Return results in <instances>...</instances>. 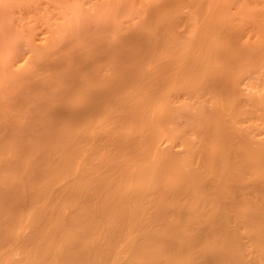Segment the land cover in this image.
I'll return each instance as SVG.
<instances>
[{"label":"bare ground","instance_id":"1","mask_svg":"<svg viewBox=\"0 0 264 264\" xmlns=\"http://www.w3.org/2000/svg\"><path fill=\"white\" fill-rule=\"evenodd\" d=\"M89 1L92 2L93 10L96 9L94 11H98L97 8H95V7H101L102 8L103 6H106V5L113 7L112 6L113 3L115 5V0H89ZM166 1H168V0H166ZM191 1H193V0H191ZM205 1L197 0V1H195V3H193L194 5L192 4L193 5V11L195 14L194 15V22H192L194 24L192 26L195 27L193 29H195V31L197 32V37H196V39H195V37L194 38L192 37L195 40L191 44H188V42H187L188 47H190L193 44H197L199 51L201 52L200 57L198 59H196V61H193V62L188 64L190 69L192 70V72L195 75V82H194V78H193L192 83H194V85H196V86L197 85L200 86L201 89L204 88V86L206 84H209V87H211L210 89L212 90L210 93H212V97H213L212 99H214L213 105L215 106L214 107L215 109L214 108L211 109V110H214L215 116H214V118H212V120L209 124L207 123L209 125L208 129L206 128L208 125L203 124L204 121H206L204 119L208 118V117L207 118L205 117L206 114L203 111L202 112L205 114V116L203 115V113L202 114L197 113L198 115H201V116L203 115V118L201 120L202 123H200V121H199V123H197L198 121L195 122L198 125H200V127H202V128H199V130L197 129L199 131L198 134L200 133L199 136H201V142H200L198 148L187 149L184 156L183 155L181 156V154H180V156L182 158L176 157L177 155L174 157V154L172 153L173 151L170 150V148H172V147L169 148V146L171 145L170 143L172 142V139L174 140V138H177V137H173L171 139V136H173V135L170 136L169 134H166V133L161 132L158 129L154 128L157 130V131L155 130V133L153 134L155 136V138H156V136H158V139L162 138L164 142L170 141V143L168 145H166L167 148L165 147L164 151L159 150V151H161V153L162 152L164 153V155H162V157H161V155L157 154V152H158L157 148L158 147H155L158 144V143H156V141H159V140H155L154 136H153V139H154L153 142L151 140L150 141L152 142V144L154 143V146L151 148H154V150L156 149L155 151L153 150V152H155V154L153 155L151 160L149 162H147V164L144 163L146 165L141 164L142 165L141 166L138 164V166L136 168H134V166H136L137 164L134 165L132 160H131V162L133 163L132 164L133 167L131 166V164H129L130 162L127 163L131 167L128 166L129 169H127L125 171H124L125 168L123 169L124 172H128V173H125L124 174L125 177L121 178V180H120V181L124 182V183L121 182L120 183L121 185L119 184L122 189H119L116 186V184H118L117 178L110 176V175L115 176V174L114 175L108 174L107 176L105 175L106 176L105 178H104V175H102V177L104 179H101V180L97 179V181H99V180L101 181V184L104 183V184H102L103 186L99 185L100 183L97 182L96 185H95V183L94 184L92 183L93 185L91 184V187L93 186L92 188H86V187H88V184H89V182H86V180L88 178L84 179L85 181L83 180L85 183L84 182L82 183V179H83L82 176H85L84 173L86 172V171L85 172H83V171L85 170V165L87 166V164L86 163L84 164V162H85V159L88 156L90 157V155H91L90 154L87 156V153L88 152L90 153V150L92 151V149H93L92 145L95 142L94 136H96V135L93 136V134H92V137H90V139L88 138L90 146H89V144H87L88 148L84 149V145L81 143H83V141L86 139V137L83 140L84 137L80 136L79 135L80 133H77L75 131L77 129L73 128L74 126L72 127L74 129L73 130L70 127L60 128L59 125L58 126L52 125L51 127H53V128L55 127V130H56L55 131L53 129L55 132L52 131V136H51V134H49L50 131H48L46 134H43V136H41L39 138V142L37 144H36V142H33L32 143L33 145H32L31 142L36 141V140L34 139L31 142L29 139L25 140L24 139V137H26L25 130L28 132V130L32 131L36 128L37 132L40 131L42 133V131L45 130L44 128H46L48 130V127L51 128L50 127L51 124H53V123L56 124L58 122H56V121L53 122L52 121L53 119L51 117H49V118L46 117V118H48V120H50V118H51L52 123L50 124V121L48 122V120L46 119L47 122H45L46 123L45 126L43 124L44 122L42 123L44 127L42 126V124L40 125L43 127V128L41 127V129L39 127V124H40V121H43L42 119H40L38 122H35V123L31 120V122H29V123L32 124V122H33V124H32L33 127L30 126V128H28V129H26V126L22 127V125H21L22 128H18L15 131L17 133L16 135H18L19 139H17V138H16V140L14 139L16 137V135H15V137H12L14 139V142L16 145L14 144V142H12L13 141L12 138H11L12 141L8 139L9 140L8 141L9 143H7L8 146H7V144L5 146L4 143L3 144L5 147L0 145L2 148L5 149V151H3L4 149L0 148V264H264V150H263V147L259 146L260 144H258V146H256V147H252V146L248 145L249 142L245 143L247 140L245 141L246 137L244 138L243 134L246 135V133L242 134L241 131L244 132V130L240 131L239 128H237L235 125L236 118L239 117L240 115L244 114V112L239 114V112H241L240 109L243 108V106H241V105H243L244 101H242V102L237 101L236 102V98L238 100L240 98V94H239V97H237L238 96L237 94L239 93L240 89H238V87H235V85H237V84H234L236 81L234 79H231L234 81V83L232 82L233 84H228L227 83L228 79L226 78L227 79L226 80L224 77L225 76L227 77L228 74H230V73L226 74L225 70H224L225 73L222 72L223 75L225 74L224 77H223V75L221 77L216 76V71H218L220 68L224 69L225 67L229 66V65H226L228 63L231 64L230 70H232V67H233V69H235L234 68L235 66H232L235 63L233 62V60L231 61V59H232L231 56H234L237 52L235 50L236 48H233L235 50L234 52L232 51L233 49H231V48L235 45L237 39H239L241 34L244 33L245 35L244 34L243 35L247 37L248 36V35H246L247 33L248 34L254 33L253 35H255V37L258 39V41L264 42V0H262L261 2L258 0V2H257V5L261 3V5L263 6V9H261L262 8L261 6H258L256 8V6H255L256 3L254 4V7L259 12L256 11L257 12L256 13L255 9H254V11L251 10L250 14L252 15V17L248 14L250 11L247 9L251 8L250 6H253V5H251L253 3L250 4V3L243 0V2L246 5H247V3L250 5V6L247 5V9H246L249 12H247V11L245 12V10H243V11L239 10V11L242 13L244 12L243 14L245 16L243 15V18L244 17L248 18L247 16H250V19L248 18L249 20L246 19L247 21H245V18L244 19L242 18L243 20H241V17H240L239 20H241V22L245 21V22H243L245 24L248 21L249 22L252 21L251 24L248 22L251 27L246 26L247 28L243 26L244 25L243 23H242L243 25H241L242 27H240L241 22L239 23V21L235 22L236 20L235 21L233 20L234 23L239 24V26H237L236 24L235 25L230 24L232 22H229V19H228L229 15L230 14L232 15V12L235 11L232 9L235 5L234 0H207L206 3H205ZM255 1H257V0H255ZM48 2H51L53 4L52 5L50 4V6L47 9H49L51 6H54L52 8L54 10L58 9L57 11H59V14H60V15H58V20L59 19L63 20L62 18H65L68 15L67 13L70 11L69 9H71L72 7L78 8L80 6V4L82 3V0H51ZM83 2H84V0H83ZM170 2H172L173 4L175 3L172 0H170ZM179 2H181V1H179ZM252 2H254V0H252ZM87 3H89V2H87ZM172 3H170L171 7L173 6V5H171ZM239 3L241 4L242 2H239ZM165 4H166V6H168L167 2H165ZM188 4H190V3H188ZM213 4H214V7H213ZM245 4H242V5H245ZM184 5L185 4H183L182 6H184ZM171 7L168 8V10L172 9ZM238 7H239V9L242 10L241 6H238ZM245 7L246 6H244V8ZM166 8L167 7H165L164 9H166ZM180 8H182V7H180ZM260 9L263 11H261ZM46 10L44 9V11H42V15L44 14V15L48 16L49 11L50 12L52 11V10H48V11H46ZM159 10H161V9H159ZM168 10H165V11H168ZM165 11H163V12L166 13ZM239 11H238V14L236 11H235L236 13L234 12L235 15L237 16V19L239 18L238 16H240ZM76 12L77 11L75 10V13ZM252 12H254V13H252ZM70 13H71V11H70ZM72 13H74V12H72ZM79 13H81V11ZM155 13L156 12L148 13L149 14L148 18L150 21L149 23L151 24L150 25L147 22V24H148L147 26H150L149 29H152V25L156 29L159 26H161V24H164V23L159 24L161 20L154 17ZM161 13H159L160 16H161ZM91 14H95V13L91 12ZM39 15L41 16V14H39ZM54 15H55V12H54ZM75 15H77V14H75ZM110 15H112V13ZM235 15H233V16L235 17ZM233 16L230 17V20L232 18L235 19ZM41 17H43V16H41ZM78 17H80V16L77 15L76 18L73 17L71 19L75 18L74 20H76ZM55 19H57V18H55ZM156 19H157V21H156ZM65 20H69V18L65 19ZM65 22L68 23V21H65ZM169 23H170V21H169ZM58 24H60V23H58ZM156 24H159V26H157ZM154 25H156V26H154ZM68 26H67V28H68ZM30 27H31V25H30ZM62 28H64V27H62ZM58 29H60V28H58ZM58 29H56V30H58ZM65 29H62V31ZM149 29H146V30H149ZM170 29H174V28L170 27ZM146 30H144L145 34L148 33L149 31H152V30H149V31H146ZM246 30H247L246 33L243 32ZM43 32H41L42 35L39 34L40 36H38V40H39L38 43L43 44L44 45L43 47L45 48L46 47L45 44L47 42H49V38H51L52 31L47 28V29H45V32L44 33ZM58 33H59V30H58ZM52 36H55V35H52ZM251 37H252V34H251ZM140 38H141V34H140ZM179 38H181V37H179ZM135 39H136V37L134 38V43H139L138 40L136 41ZM243 39H245V38L242 37V40ZM35 40H37V39H35ZM30 41H32V40H30ZM246 41H247V38H246ZM183 42H185V41H183ZM183 42H181V43H183ZM263 42H261V43L263 44ZM240 43H241V38H240ZM242 43L245 44V42H242ZM145 44L148 45L149 43L147 44L146 40H145ZM252 45L255 46L256 42H255V45L254 44H252ZM47 46H48V44H47ZM130 47H131V45H130ZM142 47H143V45H142ZM151 47H153V46H151ZM121 48H123V47H121ZM239 48H241V46ZM260 48L261 47H259L258 50H262V52L258 53V55L256 56V59H255V57L253 58V59H255V60H253V62L255 63V65L262 67V66H264V51H263L264 48L263 47L261 49ZM176 49H177V47H176ZM243 49L241 48V50H243ZM130 52H131V54L129 56H127V54H129V52L125 53L126 56L124 54V57H126V59H127V57L129 58L128 61L131 60L130 62L126 63V65L128 66L129 63H131V62H132V64L135 63V66L137 69L138 63H140V62H138V59L141 60L142 56H139V57L133 56L132 53H134V50H132V49ZM150 52L152 53L153 51L150 50ZM230 53H232V54H230ZM255 53H257V48H256V52L254 49L253 53L251 52L249 57L250 56L252 57L253 54H255ZM138 54H136V55H138ZM247 54H249V53H247ZM139 55H141V54H139ZM226 55H227V59L225 57ZM238 55H240V54H238ZM144 56L145 55H143V58H144ZM107 57H109V56H107ZM151 57H153V56H151ZM116 58L118 59V57H116ZM146 58L148 59V57H146ZM117 59H115V61H117ZM126 59H124V60H126ZM147 59L146 60L144 59V60L147 61ZM239 59H240V56L238 58H236V61L239 62L241 60V59L240 60ZM250 60H251V58H250ZM24 61H21L22 63H19L18 67L22 66V64L25 63ZM112 61H113L112 59L109 60V62H112ZM59 62L56 63V66L54 67V69L56 68V70H57L58 67L62 66V65H60L61 63L59 64ZM67 62L68 61H66V63ZM148 62H149V60H148ZM220 62L222 63V65ZM46 63L48 64V62H46ZM66 63H64V66H66L68 64V63L67 64ZM51 64H52L51 67H53L54 64L52 62H51ZM219 64L221 65V67ZM141 65L142 66L144 65V61ZM166 65H168V64H166ZM236 65H237V63H236ZM247 65H249V64L247 63ZM48 66H50V65H48ZM129 66H132V65L130 64ZM150 66H152V65H150ZM222 66L223 67L225 66V67L223 68ZM145 67H146V65L144 66V68ZM129 68H132V67H129ZM164 68H166V67H164ZM84 69H85V67H83V70ZM222 69H220L219 71H221ZM236 69H238V68L236 67ZM94 70H93V72H94ZM123 70H124V68H123ZM139 70H141V69H139ZM226 70L228 71L229 68H227ZM144 71H145V69H144ZM150 71L151 70H149V72ZM160 71H163V70L161 69ZM119 72H120V69H119ZM140 72H142V71H140ZM140 72H139V75H142L143 72L141 74H140ZM233 72L238 73L237 71H233ZM128 74L126 75V77L124 76L123 78L121 76H118V77L115 76L116 80H113V81L111 80L112 82L110 80L109 81L106 80L107 82L111 83V84L109 83L110 86L108 85L109 88H111L110 89L111 91H108V89H106L105 93H102L101 92L102 90H99V91L93 90L94 87L91 86L92 84L90 83L91 79H89V78L86 79L87 81L88 80H90V81H89V83H84L81 91H77L76 90L77 88L75 89L79 93L77 98L75 97V101H78L77 105L81 106V107H77V105H76L75 108L77 107V108L81 109V108H83V105H84L83 103H85L88 105V108H85L86 106H84V108L87 109L86 112H88V114L90 113L89 115L91 116V118L96 116L97 114L99 116V113H100V115L106 114L107 118L104 117L105 119H108L110 117V115H111L110 118H113L112 117L113 110L112 111L110 110L111 111L110 113H112V114H110L108 109H110L111 107L109 108L107 106H108V103L110 102L109 98L110 97L114 98V97H112L109 94H110V92H112V94H113V92L117 91L121 85H124L127 82H129L130 86H131V84H132V87L135 86L133 84V82H135L134 79H136L138 76L136 78H132V77H128L129 76ZM132 74H134V73H132ZM263 74H264V71H263ZM59 75H60L59 76V78H60L62 76V73ZM115 75H117V74H115ZM119 75H120V73H119ZM137 75H138V73H137ZM244 75H246V74H244ZM91 76H92V74H91ZM111 76L114 77V74H111ZM156 76H158V75H156ZM233 76H231V77H233ZM62 77H64V76H62ZM87 77H90V75ZM109 77H110V75H109ZM117 78H119V79H117ZM72 79H73V77H72ZM95 79H96V76H95ZM236 79H238V77ZM100 80L103 81L104 78H103V80L102 79H100ZM73 81H76V80H73ZM95 82H98V81H94L93 84ZM190 82H191V80H190ZM254 83H256V82H254ZM80 84H82V82ZM78 85H79V83H78ZM78 85H77V87H79ZM103 85H104V83L101 86L102 88H103ZM141 85H142V83H141ZM75 86H76V84H75ZM252 86H250V87H252ZM33 87H35V86H33ZM38 87H37V91H39L38 89H40V88H42V90H43V87H41L39 85H38ZM49 87L51 88V85ZM92 87H93V89H92ZM207 87L208 86H206V88H204L205 91H207L206 90V89H208ZM121 88H123V87H121ZM200 88L199 87L196 88L198 92H201L203 90V89L201 90ZM65 89H66V87H65ZM67 89H69V88L67 87ZM103 89H105V88H103ZM255 89L257 91V88H255ZM123 90L127 91L126 89H123ZM250 90H252V89H250ZM124 91H123V93H124ZM180 91H181V89H180ZM197 91H195V92L197 93ZM236 91H238V92H236ZM258 91L262 97H261V100H259L258 98L260 96H258L256 101L259 100V101H262L264 103V77H263V80L261 81V83H259V85H258ZM210 93H208V94H210ZM249 94L251 95L254 93H248V95ZM248 95L245 97H247V99H249V100H245L246 98L244 97L245 102H247V101L249 102L251 100V98H249L250 95L249 96ZM42 96H43V99L40 100L41 104L44 103L45 94ZM114 96L116 97V99H117V97H119V95L118 96L114 95ZM121 96H122V94H120V97ZM209 96L211 97V94ZM254 97H255V95H254ZM48 98L50 99V97H48ZM116 99H114V100H116ZM130 99H132V98H130ZM114 100H113V102H114ZM252 100H255V98H253ZM45 101H47V100H45ZM111 101H112V99H111ZM144 101H145V99H144ZM238 102H239V104H238L239 107L240 106L242 107L240 109H239V107H238V109H236L238 106L237 105ZM251 102L252 101H250V103ZM47 103L45 102L46 105H47ZM195 103H198V102H195ZM256 103H258V102H256ZM263 103H261L260 106L261 105L264 106ZM245 104H247V103H245ZM136 106H139V105L137 104ZM136 106H134V107H136ZM49 107L51 110L52 107L51 106H49ZM97 107H99V108H97ZM122 107H124V106L122 105ZM199 107L200 106H198L196 108H199ZM46 108L47 107H44L42 109H46ZM54 108L55 107H53V109ZM95 108H96V110L105 109L107 112H103V111L102 112H100V111L96 112L94 110ZM261 108L264 109V107H262V106H261ZM55 109L51 110L52 112H54L53 116H54L55 112L57 110H59V109H57L55 111ZM122 109H125V108H122ZM129 109H130V107H129ZM184 109H186V107H184ZM187 109H189V108L187 107ZM252 109H251V112L255 110V108H254V110H252ZM40 110H41V107H40ZM46 110L49 111V109H46ZM82 110H83L82 111L83 113L77 112L76 114H74L73 111H71L69 116L72 114L71 115L72 117H70L71 119L73 117H75L78 120H82L83 122L85 121L84 124H86L90 118L87 117V119H88L87 120L86 116H85L86 113H85L84 109H82ZM190 110H189V112H191ZM201 110H203V109H199V113H201ZM211 110H210V112H211ZM143 111H144V109H143ZM205 111H207V109ZM242 111H244V109H242ZM255 111H256V113L253 112L254 116H255V114L259 116V114H261L263 112L262 111L258 114L257 112L259 110H255ZM124 112H125V110H124ZM56 113H57V115H55V116L58 117L57 120L59 119V121H61L59 114H58L60 112L58 111ZM66 113L67 112H65L64 114H66ZM94 113H95V115H94ZM170 113H172V112L170 111L169 114ZM248 113H247V115H248ZM41 114L42 113H40V115ZM47 114H48V112H47ZM47 114H44V116H46ZM50 114H51V112H50ZM108 114H110V115H108ZM177 114H179V113H176V115L174 113L172 115L171 114L170 115L171 116L174 115L176 117L178 116L179 118L182 116V115H180L181 113L179 114L180 116ZM185 114H186V112H185ZM36 115L38 116V114H36ZM114 115H116V114L114 113ZM183 115H184V113H183ZM195 115H193V116H195ZM61 116H62V114H61ZM82 116H85V118H82ZM124 116L126 117V115H124ZM124 116H122V117H124ZM184 116L187 117L186 115H184ZM176 117H175V119H178V117L177 118ZM66 118H68V117H66ZM66 118H65V121L67 120ZM75 118H73L72 120L74 121ZM127 118L129 119L130 117L127 116ZM171 118L172 117H170V118L168 117V120ZM36 119L38 120V118H36ZM43 119H45V118H43ZM95 119H94V121L96 122ZM138 119H136V122ZM173 119L171 120V123H172ZM192 119H195V118H192ZM209 119L210 118H208V120ZM134 120H135V118H134ZM65 121H64V123L66 124ZM139 121H140V119H139ZM141 121H143V120L141 119ZM74 122H76V120ZM89 122H92V121H89ZM89 122L87 123L88 125H89ZM97 122H98V120H97ZM128 123H130L129 120H128ZM186 123H188V122H186ZM189 123H191L190 120H189ZM192 123H194V122H192ZM93 124L95 125L94 122H93ZM93 124H92V126H94ZM113 124L114 123L112 120V125ZM169 124H170V122L168 123V125ZM78 125H80L79 127H81L82 124L78 123ZM88 125L86 126L89 128L87 130V133L91 129ZM2 126H3V124H2ZM101 126L103 127V129L100 126H99L100 128L99 127L98 128L102 129V131H103L105 128L104 127L105 125L104 126L101 125ZM117 126L118 125H116V127ZM130 126L132 127V125H130ZM174 126H176V125H174ZM57 127H58V129H56ZM75 127H76V125H75ZM86 127H84V129ZM113 127H115V126H113ZM147 127H149V126H147ZM169 127H171V126H168V128ZM31 128H32V130H31ZM98 128H97V130H98ZM194 128L196 129L197 127L194 126ZM82 129H80V130L82 131ZM170 129H172V128H170ZM203 129H206V130H203ZM80 130L78 129L77 131L80 132ZM93 130H95V127ZM166 130H169V129H166ZM1 131L3 134V129ZM1 131H0V134H1ZM179 131L182 132L183 129L179 130ZM179 131H178V133H179ZM261 131H263V130H261ZM15 132L13 134H15ZM23 132H25L24 135L21 134ZM83 132H85V130L82 131L81 133H83ZM130 132H131V130H130ZM130 132H129V134H130ZM93 133H94V131H93ZM116 133H118V132H116ZM127 133L128 132L126 131V134ZM258 133L259 132H257L256 134H258ZM261 133H263V132H261ZM13 134L11 136H13ZM31 134H33V133H31ZM31 134H29V135L31 136ZM95 134H96V132H95ZM126 134L124 136H126ZM1 135H0V138H1ZM86 136H88V135H86ZM122 136L121 137L119 136V137L122 139ZM21 137L23 138V140L27 141V143L29 141L30 144L29 143L24 144V141L23 142L21 141L22 140ZM31 137H34V136H31ZM97 137H98V135H97ZM105 137H107V136H105ZM181 137H183V136H181ZM6 138H7V136H6ZM20 138H21V140H20ZM28 138H30V137L28 136ZM124 138L126 139L128 137L126 136V137H123V139ZM18 140L22 144L18 143ZM81 140H83V141L81 142ZM141 140H143V139H141ZM145 140H143V141H145ZM262 140H260L261 142L260 141L259 142L262 143ZM176 141H177V139H176ZM34 143H35V146H34ZM108 143H110V142L107 141V145H109ZM117 143L121 144L119 142H117ZM97 144L94 145V148ZM113 144H115V143L112 142V145ZM152 144H150V145L152 146ZM250 145H251V143H250ZM263 145H264V143H263ZM120 146H123V144H121ZM126 146H127V144H126ZM126 146H124V147H126ZM108 147L110 148V146H108ZM117 147L118 146H116V148ZM147 148H149L148 145H147V147L146 146H144V147L140 146V149H139V151H137V153L140 152L139 154L145 157L148 153H150L149 150H147ZM151 148H150V150L152 151ZM194 148H195V146H194ZM238 148H242V149H238ZM95 149H93V150H95ZM127 149L129 150L128 147H127ZM160 149H161V147H160ZM167 149H168V153H169V151H171L170 152L171 155L168 153L165 154V150H167ZM86 150L88 152H86ZM109 151L110 150H108V151L105 150V152H107V153ZM147 151H148V153H147ZM177 151H174V152H177ZM113 152H114V150H113ZM117 152H119V151H117ZM122 153H123V151H122ZM83 154H85V156ZM1 155H3V157L5 155L4 160H6L8 162L4 161ZM121 155H123V154H121ZM124 155H125V153H124ZM135 156L136 155L133 156L134 159L133 158H131V159L135 160V158L137 157V156L136 157ZM92 157L93 156H91L90 158L92 159ZM93 158H95V156ZM118 159H121V157H118ZM92 160H95V159H92ZM109 160H111V159H109ZM124 160H126V159H124ZM127 160H128V158H127ZM104 161H101V162H104ZM105 162L107 163V161H105ZM108 162L111 163L112 166H116L115 164L113 165V163L111 161H108ZM117 163H119V161ZM108 166H110V164H108ZM108 166H106V167H108ZM112 166H110V167H112ZM110 167H108V168L110 169ZM133 168H134V171H133ZM89 169H90V167H89ZM89 169L87 170L88 172L91 171ZM99 169H102V167L98 168V170ZM114 169L115 168L113 167L112 170L115 173ZM92 170L94 171V169H92ZM93 171L90 172L91 176H93L92 175ZM99 171H101V170H99ZM120 171L118 172L119 174H120ZM96 172H97V169H96ZM113 172H111V173H113ZM103 173H107V172H102V174ZM119 177H122V176H119ZM96 178H98V176L93 177L91 182L93 180H95ZM111 178H114L113 181ZM115 178L117 181H114ZM102 180H103V182H102ZM95 182H96V180H95ZM112 182H115L116 184L115 183L112 184ZM125 182H126V186H125ZM85 184H87V186H85ZM57 186H59L61 188V191L63 190L62 192L61 191H58V192H61L62 194H65V195L62 196V194L60 193L61 194L60 196H62V197H61V199H59V201H58V199H56L58 201L56 203V201L53 198V197H55V196H53V192H54L53 190ZM100 186H102L101 187L102 190H105L104 193L101 192L102 190L100 189ZM115 186H116V188H115ZM105 187L108 190L104 189ZM58 192H57V194H59ZM152 194H154V195H152ZM81 199H82V201H79ZM180 199L183 201L181 202ZM48 201H49V203H48ZM128 202L130 204H128ZM47 203L48 204L51 203V206H49ZM54 203H56V204H54ZM79 203H81V204H79ZM52 204H53V206H52ZM46 206L47 207L49 206L48 209H50L49 211H51V214L53 216L50 218V216H51V214H50V216L48 217V218H50L49 220L44 218L45 217L44 216V212H45L44 210H45ZM67 207H69V208L71 207L72 210H71V214H69L70 217H69V215L67 217L69 219L66 220V218L65 219L63 218L64 217L63 212H64V209H67ZM151 207H153L152 210L150 209ZM149 209L151 212H149ZM46 213H48V212L46 211ZM120 227H124V228L122 229ZM25 231H28V232L25 234L24 233ZM105 233H106V235H105ZM105 236H106V238H105ZM15 253L16 254L19 253V259H17V260H15L16 258L14 259Z\"/></svg>","mask_w":264,"mask_h":264},{"label":"rangeland","instance_id":"2","mask_svg":"<svg viewBox=\"0 0 264 264\" xmlns=\"http://www.w3.org/2000/svg\"><path fill=\"white\" fill-rule=\"evenodd\" d=\"M48 1H51V0H45V1L44 0H35V1L34 0H0V131L3 129V134L1 131V134L3 136L0 134L1 135V138H0V141H1L0 145L1 146L5 147L6 144L9 143L8 142L9 140L12 141V139H13L12 137H15V135L17 134L15 131L18 128H22L23 126H26V129H28V128H30V126L33 127L32 126L33 122L35 123V122H38L40 119H42L43 121H40V124H39V127L41 129L43 124L45 126V124H46L45 122H47L49 117H51L53 119L52 120L50 118V120H48V122L50 121V124L52 123V121L58 122L56 124H54V123L51 124L50 127L52 125H54V126L59 125L60 128L70 127L71 129L75 128L77 130L78 129L80 130L83 128L82 131L85 130V132H83V133H81L82 132L81 130H80V132H78L77 130H75V131L77 133H80L79 134L80 136L84 137L83 140L86 137V139H85L86 141L81 140V142L83 141V143L80 142L81 144L84 145V149L88 148V146H87V144H89L88 138L90 139V137H92V134H93V136L96 135V136H94L95 138L93 137L94 141H95L94 143L95 144L98 143V144L95 146V148L97 150L94 148V145H95L94 143L92 145L93 146L92 148L95 150H93V149H92V151L90 150V153L86 150V152H88L87 156L91 154L90 157L95 156V158L92 157V159H95V160H92L89 156L88 157L86 156L87 158L85 159L84 164L86 163L87 166L85 165V170L83 171V172H85V171L86 172L84 173L85 176H82L83 177L82 183L85 181L84 179L88 178L87 179L88 181L86 180V182H89V184H88V187H86V188H92L93 187V186L91 187L92 183L93 184L95 183V185H96L98 182V183H100L99 185H102L104 183L101 184V181H100L101 179H104L108 174L109 175L115 174V176H112V175H110V176L116 177L118 181L116 180V178L114 181H117L118 184H116L115 182H112V184L115 183L119 189H122L120 187V185H121L120 183L123 181H120V180H121V178L125 177L124 176L125 173H128V172H124V171L129 169V167H128V166H130L129 164H131V166L133 163H134V165L137 164L136 166H134V168H136L138 166V164L139 165H141V164L143 165L144 163L147 164V162H149L151 160V158L155 154V152H153L154 148H151L154 146V143L152 144L154 139L159 140V141H156V143H158V144H157V146H155V147H158L157 148L158 149L157 154L161 155V157H162V155H164V153L163 152L161 153V151H164L166 145H168L170 143V141L164 142L162 138L158 139V136H156V138H157L156 139L155 136L153 135L155 133L156 129H158L159 131L164 132L166 134H169L170 136L173 135V136H171V139L173 137H177V138H174V140L172 139V142L170 143L171 145L169 146V148L172 147V148H170V150L173 151L172 153L174 154V157L177 155L176 157L180 158L182 155L184 156L187 149L198 148V146L201 142V136H199L200 133L198 134V132H199L198 130H199V128H202V127H200V125H198L197 123H199V121H200V123H202L201 120L203 118V115L205 116V114H206L205 117L206 118L208 117L210 119L209 120H208V118L204 119L206 121L203 120L204 121L203 124L208 125L211 122L212 118H214V116H215L214 110H211L215 106L213 105L214 99H212L213 98L212 93H210L212 91L210 89L211 87H209V84H206L204 86V88H206V86H208L207 87L208 89H206L207 91H205L204 88H202L204 90L203 91L200 88V86L194 85V83H192V80L194 78V82H195V75L188 65L189 63L196 61V59H198L201 55V52L199 51L197 44H193L190 47H188V44H191L197 37V32L195 31V29H193L195 27L192 26L194 24L192 22H194V15H195L194 11H193V5H194L193 3H195V1H197V0H193V1H191V0H183V1L182 0H172L175 2L174 4L172 2H170V0H168V1H166V0H142V1L141 0H115V5H114V3L112 5L113 7H111L109 5H108L109 7L107 5L103 6L102 8L101 7H95V8H97L98 11H94L96 9L93 10L91 1L84 0V2H83V0H82V3L78 7L79 9L76 7H72L71 9H69L71 11V13L68 10L69 11L67 13L68 15L66 14L68 17L66 16L65 18H62L63 20H61V19L58 20V15H60V14H59V11H57L58 9L54 10L52 8L54 6H51L50 7L51 9L50 8L47 9L50 6V4L51 5L53 4V3L48 2ZM179 1H181V2H179ZM202 1H205V0H202ZM206 1H205V3H206ZM234 1L236 3L234 2L235 5L232 9L235 10L237 12V14H238L239 10L240 11L245 10V12L247 10H249L250 12L249 11H247V12H249L248 14L252 17V15L250 14L251 10L254 11V9H255V12L258 11V10H256V8L258 6H261L262 7L261 9H263V6L261 5V3L257 5L258 0L257 1L254 0V2H252V0H249L250 2L248 0H244L250 4L253 3V4H251L253 6H250L247 3V5L251 7V8L248 7L249 9H247V5L243 2V0H234ZM259 1L261 2L262 0H259ZM87 2H89V3H87ZM165 2L168 3L167 4L168 6H166ZM239 2H242V3L240 4ZM170 3H172L171 4V5H173L172 7L170 6ZM188 3H190V4H188ZM183 4H185V5L182 6ZM242 4H245V5H242ZM254 4H255L256 8L254 7ZM238 6H241L242 10L239 9ZM244 6H246V7L244 8ZM165 7H167V8L164 9ZM170 7L172 8V9H170L171 11L168 10V8H170ZM180 7H182V8H180ZM213 7H214V4H213ZM44 9L45 10L47 9L46 11L52 10L51 12L49 11L50 15L49 14H48V16H46L44 14L42 15V11H44ZM159 9H161V10H159ZM75 10L77 11L76 13H75ZM79 10L81 11V13H79L80 12ZM165 10H168V11H165ZM150 11L152 13L156 12L155 13L156 16L154 15V17L161 20L159 24H161V23H164V24H161V26H159V24H156L157 26H159L156 29L152 25V29H149L150 26H147V25L150 24L149 23L150 21L148 18L149 17L148 13H151ZM163 11H165L166 13H164ZM235 11H233L232 15L231 14L230 15L231 16L235 15V13H236ZM261 11H263V10H261ZM54 12H55V15L57 14L56 16L54 15ZM72 12H74V13H72ZM91 12L95 13V14H91ZM108 12L109 13L111 12L112 15H110L111 13L109 14ZM38 13L41 14V16H43V17H41ZM159 13H161V16ZM243 13L240 12V14H239L240 16H238L239 17L238 19H237V16L235 15V17L233 16L235 19L232 18L230 20L231 16L229 15V18H228L229 22H232L230 24L235 25L236 24V23H234L235 20H236L235 22L239 21V23H240L241 20H243L245 18V17L243 18V15H244ZM252 13H254V12H252ZM75 14H77L81 18L78 17L77 18L78 20L77 19L74 20L77 16ZM250 16H247V17L250 19ZM73 17H75V18L71 19ZM240 17H241V20H239ZM55 18H57V19H55ZM68 18H69V20H65ZM248 18H245V21L249 20ZM65 21H68V23ZM156 21H157V19H156ZM169 21H170V23H169ZM245 21H242L240 23V27H242L241 25H243V24H244L243 25L244 27H246V26L251 27L250 24L252 23V21L251 22L248 21L250 24L248 22L246 24L243 23ZM147 22H148V24H147ZM58 23H60V24H58ZM30 25L32 28L30 27ZM156 25H154V26H156ZM236 25L239 26V24H236ZM61 26L64 28H62ZM67 26H68V28H67ZM46 27L48 29H50L52 31L51 34L55 35V36L51 35V38H49V42H47L45 44L46 47L44 48L43 44L38 43L39 42L38 36L42 35L41 32H43V31L45 32V29H47ZM57 27L60 29H58ZM170 27L174 28V29H170ZM145 28L152 30V31L146 30ZM56 29L59 30V33H58V30H56ZM62 29H65V30L62 31ZM144 30L149 31V32L145 34ZM243 32L246 33L247 30L243 31ZM140 34H141V38H140ZM243 34H241L239 39H237V41H238V42L236 41L237 44L235 43V45L231 48V49L236 48L235 49L236 52L238 54H240V55H238L235 52L236 53L234 55L235 57L231 56L232 57L231 61L233 60V62L235 63L232 66H235L234 67L235 69L237 67L239 70L238 69L235 70V69H233V67H232V70H230L231 64L228 63L226 65H229V66H227V67L224 66L225 68L222 66L224 69L220 68L223 71L222 70L219 71L220 69L218 71H216V76L221 77L223 75L222 72H224V70H225L226 74L230 73V74H228L227 77L225 76V74L223 75V77L225 76L224 77L225 79L226 78L228 79V80L226 79L228 81L227 83L233 84L234 81L231 79H234L236 81L234 83V84H237V85H235V87H238V89H240L239 93L237 94L238 96L236 95L237 97H239V94H240V98L238 100L235 97L236 102L237 101H240V102L244 101L243 105L240 104L241 106H243V108L241 106L239 107V105H238L239 102H238L237 103L238 106L236 109H238V107H239V109L240 108L244 109V111H242V109H240L241 112H239V114H241L243 112H244V114L240 115L241 117L239 116L236 118L235 125L237 128H239L240 131L244 130V132L241 131L242 134L246 133V135L243 134L244 138L246 137L245 141L247 140L245 143L249 142L248 145L252 146V147H256V146H258V144H260L259 146L263 147V150H264V145H263V143H264V116H263L264 115V113H263L264 109L261 108V106L262 107H264V106L263 105L260 106V104L263 102L259 101V100H261L262 96L260 95V93L258 91V85H259V83H261V81L263 80V77H264V74H263L264 66L260 67L258 65H255V63L253 62V60L256 59V56L258 55V53L262 52V50H258V48L259 47L264 48V45H263L264 42L258 41V39L255 37V35H253L254 33H250V34L247 33L246 34V35H248L247 37L244 36L245 34L244 35ZM251 34H252V37H251ZM135 37H136L135 40L136 41L138 40L139 43H134ZM179 37H181V38H179ZM192 37L193 38L195 37V39H193ZM242 37L245 39L242 40ZM240 38H241V43H240ZM246 38H247V41H246ZM35 39H37V40H35ZM30 40H32V41H30ZM145 40H146L147 44L149 43L148 45L145 44ZM183 41H185V42H183ZM181 42H183V43H181ZM187 42H188V44H187ZM242 42H245V44ZM255 42H256V45H255ZM261 42H263V44ZM47 44H48V46H47ZM252 44H254L256 47L253 46ZM130 45H131V47H130ZM142 45H143V47H142ZM150 45L153 47H151ZM240 46L242 49L243 48L244 49L241 50V48H239ZM121 47H123L125 50ZM176 47H177V49H176ZM130 48L132 50H134V53H132L133 56H135V57L136 56H138V57L142 56L141 60L138 59V62L143 63V61H144L143 66L141 65L142 63L140 64L137 62L138 63V66H137L138 70L136 69L135 63H133V64H132V62L129 63V65L131 64L132 66L126 65V63L130 62L131 60L128 61L129 58L127 57V59H126V57H124V54L129 52V54H127V56H129L131 54ZM256 48H257V53L253 54L252 57L251 56L249 57L250 53L251 52L253 53L254 49L256 52ZM150 50L153 51L154 53L153 52L151 53ZM235 50L233 49L232 51L234 52ZM263 51H264V49H263ZM138 53L141 55H139ZM247 53H249V54H247ZM136 54H138V55H136ZM142 54L145 55L144 58H143ZM230 54H232V53H230ZM107 56H109L110 58ZM125 56H126V54H125ZM151 56H153V57H151ZM237 56L238 57L240 56L241 60L239 59L240 60L239 62L236 61V58H238ZM116 57H118V59ZM146 57H148V59ZM225 57L227 59V55ZM254 57H255V59H253ZM250 58H251V60H250ZM108 59L109 60L112 59L113 61L109 62ZM115 59H117V61H115ZM124 59H126V60H124ZM144 59L145 60L147 59V61H145ZM148 60H149V62H148ZM21 61H24L25 63L22 64V66L18 67L19 63H22ZM56 61L57 62L60 61L59 64L61 63L60 65H62V66H60L58 64L60 66L57 68L58 71L56 70V68L54 69V67L56 66V63H57ZM66 61H68L67 62L68 64L66 63ZM46 62H48V64ZM51 62L54 64L53 67H51V65H52ZM64 63H66L67 65L64 66ZM236 63H237V65H236ZM247 63L249 65H247ZM166 64H168L169 66ZM48 65H50V66H48ZM145 65H146V67L144 68ZM150 65H152V66H150ZM221 65H222V63H221ZM221 65H220V67H221ZM83 67H85L84 70H83ZM129 67H132V68H129ZM164 67H166V68H164ZM123 68H124V70H123ZM227 68H229L228 71L226 70ZM119 69H120V72H119ZM139 69H141V70H139ZM144 69H145V71H144ZM148 69L151 71L149 72ZM161 69L163 71H160ZM93 70H94V72H93ZM140 71H142L143 73ZM233 71H237L238 73H235ZM131 72L134 73L135 75L132 74ZM139 72H140V74L142 73L143 76L139 75ZM61 73H62V76H64V77L61 76L59 78V76H60L59 74H61ZM119 73H120V75H119ZM137 73H138V75H137ZM91 74H92V76H91ZM111 74H114V77L111 76ZM115 74H117V75H115ZM127 74L129 75L128 77H132V78H136L137 76L138 77L136 79H134L135 82H133V84L135 86L132 87V84L130 86L129 82H127L124 85H121L117 91L113 92L114 95H116V96L119 95V97H117L118 100L112 94V92H110L109 95H111L114 98H111L109 96L110 102L108 101L109 103H108L107 107H109V108L111 107L110 109H108L109 113L113 110V114L110 113V114H112L113 118H110L111 115L108 114V115H110V117L108 119H105L104 117L107 118L106 114L100 115V113H99L100 117L98 116V114L96 116H94L95 115V113H94V115H93L94 117L91 118V116L89 115L90 113L88 114V112H86L87 109H85V108H88V105L85 103H83L84 105L82 104L83 108H81V109L77 108V107H81V106L77 105L78 101H75V97L77 98V96L79 95V93L77 91H81L84 83H89L90 80L87 81L86 79H88V78L91 79L90 83L92 84L91 86L94 87V89L92 87L93 90H98V91L102 90L101 92L105 93L106 89H108V91H111L110 90L111 88H109L110 82H107V81L116 80V77H118V76H121L122 78L124 76L126 77ZM244 74H246V75H244ZM89 75H90V77H87ZM109 75H110V77H109ZM156 75H158V76H156ZM95 76H96V79H95ZM231 76H233V77H231ZM72 77H73V79H72ZM237 77H238V79H236ZM103 78H104V80H103ZM100 79H102L103 81H101ZM117 79H119V78H117ZM73 80H76V81H73ZM190 80H191V82H190ZM94 81H98V82H95L93 84ZM81 82H82V84H80ZM254 82H256V83H254ZM78 83H79V85H78ZM103 83H104L103 88H105V89H103L101 87ZM141 83H142V85H141ZM75 84H76V86H75ZM248 84L249 85L251 84L250 86H252V85L253 86L250 87ZM38 85L43 87V90H42V88H40V89H38L39 91H37ZM50 85H51V88L49 87ZM77 85L79 87H77ZM33 86H35V87H33ZM65 87H66V89H65ZM67 87L69 89H67ZM121 87H123V88H121ZM195 87L196 88L199 87L202 91L198 92ZM248 87L252 90H250ZM255 88H257V91ZM121 89L122 90L126 89L127 91L123 90L124 91V93H123V91ZM180 89H181V91H180ZM195 91H197V93ZM236 92H238V91H236ZM208 93L211 94V97L209 96L210 94H208ZM248 93H254V94H251V95L249 94L251 96L250 97L248 95ZM44 94H45L44 103L41 104L40 100L43 99L42 95H44ZM120 94H122L121 97H120ZM246 94L249 96V98H251V100H250V101H252L251 103H250V101L245 102V100H249V99H247V97H245V96H247ZM254 95H255V97H254ZM258 96H260L258 98L259 100L256 101ZM48 97H50V99ZM244 97L246 98L245 100H244ZM130 98H132V99H130ZM253 98H255V100H252ZM111 99H112V101H111ZM114 99H116L117 101ZM144 99H145V101H144ZM45 100H47V101H45ZM113 100H114V102H113ZM45 102L49 103V104L47 103L48 106L45 104ZM195 102H198L200 105L198 103H195ZM256 102H258V103H256ZM245 103H247V104H245ZM137 104L139 106H136ZM76 105H77V107H76L77 109L75 108ZM122 105L124 107H122ZM133 105L136 107H134ZM197 105L200 107L196 108V107H198ZM49 106L52 107L51 110H54L56 108L55 109V111H56L57 109H59L56 112L59 111L62 114V116H61V114L58 113L61 121H59V119L57 120L58 117L55 116V115H57L56 112L53 116L54 112H52L50 110ZM84 106H86V107L84 108ZM40 107H41V110H40ZM44 107H47L46 109H49L51 114L46 109H42ZM53 107H55V108L53 109ZM121 107L125 108V109H122ZM129 107H130V109H129ZM184 107H186V109H184ZM187 107L189 109H187ZM97 108H99V107H97ZM254 108H255V110H259L257 112L258 114L262 111H263L262 112L263 114L261 113L262 115L259 114V116L255 114V116H254L253 112L256 113ZM82 109H84V111L86 113V115L84 114L86 116V119H87V117L90 118L89 120L87 119L88 122L92 121V122H89V125L87 124L88 122L86 124H84L85 121L83 122L82 120H78L75 117H73V118H75L74 121L76 120V122H74L72 120L73 118L72 119L70 118V117H72L71 116L72 114L69 116L71 111H73V113L76 114L77 112L78 113L82 112L83 111ZM143 109H144V111H143ZM199 109H203V110H201V113H199ZM206 109H207V111H205ZM251 109L254 111L251 112ZM94 110L96 112H99V111L100 112H102V111L107 112L105 109L96 110V108H95ZM124 110H125V112H124ZM189 110L192 113L189 112ZM210 110H211V112H210ZM170 111L172 112V113H170L171 115L173 113L175 115H176V113H179V114L181 113L180 115H182V116L180 118L177 116L178 119H175L176 116H174V115L171 116L169 114ZM181 111L187 117H185ZM47 112H48V114H47ZM65 112H67L68 114L67 113L64 114ZM185 112H186V114H185ZM40 113H42L41 114L42 116L40 115ZM114 113L116 115H114ZM197 113L198 114L203 113V115L201 116V115H198ZM247 113H248V115H247ZM36 114H38V116ZM44 114H47V115L44 116ZM179 114H177V115H179ZM124 115H126V117ZM166 115L169 118L170 117H172V118L168 120V117ZM193 115H195V116H193ZM85 116H82V118H85ZM122 116H124V117H122ZM127 116L130 117L131 119L130 118L128 119ZM46 117H48V118H46ZM66 117H68V118H66ZM191 117L195 118V119H192ZM36 118H38V120ZM43 118H45V119H43ZM65 118L67 119L66 121H65ZM134 118H135V120H134ZM138 118L140 119V121ZM94 119L96 120V122L94 121ZM136 119H138L137 122H136ZM141 119L143 121H141ZM172 119H173V121L171 123ZM188 119L190 120L191 123H189ZM31 120L33 121L32 124L29 123V122H31ZM97 120L99 123L97 122ZM112 120L114 123L113 125H112ZM128 120L130 123H128ZM64 121L66 122V124L64 123ZM93 122L95 123V125L93 124ZM169 122H170V124L168 125ZM186 122H188V123H186ZM192 122H194V123H192ZM195 122H197V123H195ZM78 123L82 124L81 125L82 128L79 127L80 125H78ZM2 124H3V126H2ZM41 124H42V126H40ZM92 124L94 126H92ZM21 125H22V127H21ZM75 125H76V127H75ZM87 125L92 129V130L90 129L88 133H87V130L89 128L86 127ZM98 125L102 129H103V127L101 125H103V126L105 125L104 127L106 129L104 128V130L102 131V129H99L100 127ZM116 125H118L117 127L119 129L116 127ZM130 125H132V127ZM174 125H176L177 127ZM113 126H115V127H113ZM147 126H149V127H147ZM168 126H171V127L168 128ZM194 126L197 128L195 129ZM84 127H86V128L84 129ZM94 127H95V130H93ZM51 128L48 127V130L46 128H44L45 130L42 131V133L40 131L37 132L36 128L35 129L33 128L34 130H32V128H31L32 131L28 130V132H27L25 130L26 133L23 132L21 134L24 135V133H25L26 137H24V139L25 140L29 139L30 142L35 139L36 141H32L31 144L33 142H36V144H37L39 142V138L41 136H43V134H46L48 131H50L49 134H51V136H52V131L55 132L56 130H55V127L54 128L51 127ZM97 128H98V130H97ZM154 128H156V129H154ZM170 128H172V129H170ZM206 128L208 129L209 125ZM56 129H58V127ZM166 129H169V130H166ZM182 129H183L182 132L179 131ZM254 129L255 130L257 129V130L255 131ZM130 130H131V132H130ZM203 130H206V129H203ZM261 130H263V131H261ZM93 131H94V133H93ZM126 131L128 132L127 134H126ZM178 131H179V133H178ZM14 132H15V134H13ZM95 132H96V134H95ZM116 132H118V133H116ZM129 132H130V134H129ZM255 132L256 133L259 132V133L256 134ZM261 132H263V133H261ZM11 133L13 134V136H11L12 135ZM31 133H33L34 135ZM29 134H31V136H34V137H31ZM125 134L128 138L123 139V137H126V136H124ZM86 135H88V136H86ZM97 135H98V137H97ZM112 135L113 136L115 135L114 136L115 138ZM180 135L183 137H181ZM6 136H7V138H6ZM28 136L30 138H28ZM105 136H107V137H105ZM119 136L120 137L122 136V139ZM153 136H154V139H153ZM16 138L19 139L18 135H16V137L14 139L16 140ZM21 138H20V140H21ZM14 139L12 142H14ZM105 139L110 142V143H108L109 145H107V141ZM141 139H143V140L146 139V140L143 141ZM176 139H177V141H176ZM25 140H23V138H22L21 141L22 142L24 141V144L25 143L30 144L29 141L27 143V141H25ZM260 140H262V143H260L261 142ZM116 141L123 144V146H120L121 144H118ZM112 142L115 144L112 145ZM3 143L5 144V146ZM18 143H20L19 140H18ZM250 143H251V145H250ZM14 144H15V142H14ZM20 144H22V143H20ZM126 144H127V146H126ZM146 144L149 146V148H147V150H149L150 153H148V151H147L148 156L146 155L144 157V156L139 154L140 152L137 153V151H139L140 146H142V147L146 146L147 147ZM150 144H152V146ZM193 145L195 146V148ZM1 146H0V148L4 149ZM7 146H8V144H7ZM34 146H35V143H34ZM89 146H90V144H89ZM108 146H110V148ZM116 146H118L119 148L118 147L116 148ZM124 146H126V147H124ZM127 147L129 148V150L127 149ZM160 147H161V149H160ZM150 148L152 149V151L150 150ZM242 148H238V149H242ZM168 149L165 150V154L168 153ZM105 150L106 151L110 150V151L107 153V152H105ZM113 150H114V152H113ZM159 150H161V151H159ZM3 151H5V149ZM117 151H119V152H117ZM122 151H123V153H122ZM171 151H169L168 154H170ZM174 151H177V152H174ZM124 153H125V155H124ZM85 154H83V155L85 156ZM121 154H123V155H121ZM180 154H181V156H180ZM134 155L137 156V157L135 156L136 157L135 160H133ZM1 156L4 160L5 155H4V157H3V155H1ZM117 156L121 157V159H118ZM108 158L111 160H109ZM127 158L129 161L127 160ZM131 158H133V159H131ZM124 159H126V160H124ZM104 160L107 161V163L110 164V166H112V165L108 161H111L113 163V165L115 164L116 166L110 167V166H108V164ZM131 160L133 163L131 162ZM4 161H6V160H4ZM99 161L100 162L104 161V162L100 163ZM118 161H119V163H117ZM6 162H8V161H6ZM127 163H129V164H127ZM146 164H144V165H146ZM106 166L110 167V169ZM89 167H90V169H89ZM101 167H102V169H99V170H101V171H99L98 168H101ZM113 167L115 168L114 169L115 173L112 170ZM134 168H133V171H134ZM88 169L91 171L88 172L87 171ZM92 169H94V171ZM96 169H97V172H96ZM123 169H124V171H123ZM116 170L117 171L121 170L120 174L118 173L119 171L117 172ZM92 171H93V173H92L93 176H91V173H90ZM102 172H107V173L102 174ZM111 172H113V173H111ZM102 175H104V178L102 177ZM118 175L122 176V177H119ZM95 176L96 177L98 176V178L95 179L96 182H95V180H93L94 182L93 181L91 182V180ZM97 179H100L99 180L100 182L97 181ZM111 179L113 181L114 178H111ZM102 182H103V180H102ZM85 186H87V184H85ZM102 186H100V189ZM116 186H115V188H116ZM125 186H126V182H125ZM104 189H106V187ZM106 190H108V189H106ZM53 191H54L53 196H55L53 198L57 203L59 201V199H61V197L64 196L65 194L61 193L63 190L61 191V188L59 186H57ZM58 191H61V192H58ZM57 192L59 194H57ZM101 192L104 193L105 190H102ZM60 193L62 194V196H60L61 195ZM152 195H154V194H152ZM56 199H58V201ZM79 201H82V199ZM180 201L182 202L183 200L180 199ZM48 203H49V201H48ZM56 203H54V204H56ZM81 203H79V204H81ZM128 204H130V203L128 202ZM48 205L51 206V203ZM49 206L48 207L46 206L45 210H44L45 211L44 212V216H45L44 218H46L48 220L51 217H53L51 214V211H49L50 209H48ZM52 206H53V204H52ZM152 208L153 207H151L150 209L152 210ZM150 209H149V212H151ZM71 210H72L71 207L70 208L67 207V209H64V212H63V216H64L63 218L64 219L65 218H66V220L69 219L67 217L69 214H71ZM46 211L48 213H46ZM50 214H51V216H50ZM49 216H50V218H48ZM69 217H70V215H69ZM120 228L123 229L124 227H120ZM27 232L28 231H25L24 233L26 234ZM105 235H106V233H105ZM105 238H106V236H105ZM14 259L15 260L19 259V253L14 254Z\"/></svg>","mask_w":264,"mask_h":264}]
</instances>
